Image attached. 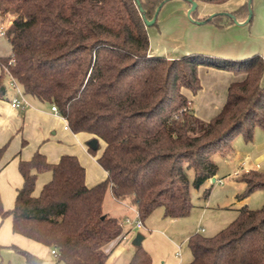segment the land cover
Here are the masks:
<instances>
[{
    "label": "trees",
    "instance_id": "obj_1",
    "mask_svg": "<svg viewBox=\"0 0 264 264\" xmlns=\"http://www.w3.org/2000/svg\"><path fill=\"white\" fill-rule=\"evenodd\" d=\"M167 1L140 3L152 19ZM195 1L199 6L230 0ZM250 1L211 17H198L197 8L192 17L223 27L234 23L227 13L245 20ZM9 14L14 18L5 37L12 52L0 57V99L10 74L25 95L56 105L73 132L104 141L97 161L107 176L92 186L77 155L50 162L36 150L19 160L23 184L12 208H5L0 192V221L10 217L14 233L55 248V263L110 264L107 246L128 231L124 220L103 211L109 186L117 200L130 198L142 220L158 207L165 216L185 217L193 208L191 188L218 172L213 156L231 152L238 135L250 142L255 129L264 128V61L258 53L240 58L152 53L136 0H0V20ZM200 66L244 75L229 84L225 103L209 120L195 114L186 94L202 88ZM5 148L0 146V170ZM97 149L88 147L93 154ZM46 172L51 178L36 193ZM239 180L245 184L239 199L264 189L260 170L246 171ZM13 247L28 264L43 263ZM189 247L192 260L185 264H264V205L257 210L244 205L216 235H192ZM128 264H152V256L141 244Z\"/></svg>",
    "mask_w": 264,
    "mask_h": 264
},
{
    "label": "rangeland",
    "instance_id": "obj_2",
    "mask_svg": "<svg viewBox=\"0 0 264 264\" xmlns=\"http://www.w3.org/2000/svg\"><path fill=\"white\" fill-rule=\"evenodd\" d=\"M178 1L182 0H169L166 2L164 5L165 7L162 8L158 14L156 25L147 26L150 46L153 49H157L162 56L179 57L187 53L191 47L198 46V48L201 47L200 49L204 47L228 52L252 51L251 54L258 53L264 61V0H251L252 22L250 24L237 25L236 23H231L223 27L218 26L216 22H197L199 20L195 18V20H193L188 16V10L183 13L184 19L180 23L179 18L181 11L178 7L180 3ZM238 5L239 4L235 2L227 6L228 8H225L232 10V8L239 7ZM205 9H215L209 13V16L227 12L223 10L222 6L201 3L198 6L197 16L201 17ZM167 13L168 16L166 15ZM7 17L2 19V22L8 21ZM224 19L223 17L221 20ZM0 40L6 41L8 51L10 52L7 38L3 36ZM9 81L10 79L7 78V84H9ZM12 94L13 90L8 88V97L10 99L13 97ZM211 97L212 92L210 91L208 99ZM26 98L31 101L30 96L26 95ZM28 130L29 129L24 131V129L18 127L6 140L0 139L2 146L6 145L3 162L17 160L19 156H25L28 151L32 150L30 152H33V149L39 144H41L40 146L42 149L48 152V158L53 162V160H57V156L54 154L56 149L71 152L70 150H77L74 148L77 147L81 150V144L85 143L86 146H89L91 140V136L86 132L74 134L71 131H65L62 125L61 127H52V129L48 130L45 134V137L42 138L40 143L34 145L26 136ZM232 145V152L225 155L215 154L213 156L219 167L217 179L210 183H204L200 188H191L193 208L189 215L181 218H171L165 216L162 207H158L148 217L143 219L144 227L142 228L138 229L134 221H130L131 223L126 222L124 228L125 231H128V234L117 243H121L125 249H135L133 240L135 236L140 233L145 237L142 246L145 248L146 246L144 245L148 244V246L152 248L156 256V261H176L175 252L177 246L175 243H177V245H181L180 258L182 263L190 262L192 260V251L189 247V239L192 235H200L203 237L214 236L222 229L226 228L238 215V202L240 203L242 200L238 198V195L244 192L245 184L239 180L241 173L237 175L238 178L234 176L235 168H237L243 160L247 159V151H252L251 155L256 160L261 159V155L263 154L262 151L256 150L255 146L247 142L242 135H238L233 140ZM103 147L104 141L100 140L96 153L89 154L91 159L87 156L89 163L85 165L87 169L86 176L89 178L90 182H95L99 178L103 179L105 176L104 169L97 162V157L101 154ZM17 152L20 153L15 156L14 154ZM260 168V171L264 172V165L261 164ZM189 176L190 179L193 180V171H190ZM50 178V172L43 173L39 176L36 193L40 192L42 186L50 180ZM220 180L222 182H220ZM207 189H209L208 192H206ZM243 200H246V204L251 209H260L264 205V189H258L252 192L248 197L243 198ZM103 210L108 212L111 216L118 217L121 220H123L126 213L133 214V220L135 219V213H132L133 211L114 200L110 186L105 194ZM6 220L7 218L1 222V230L3 232V226ZM156 230H162L163 233ZM151 232L155 233V237H150ZM115 243L116 242H113L112 245ZM109 246H107V249ZM149 253L152 256V253ZM49 255V257L52 256L51 254ZM162 256L164 258H160ZM156 261L155 263H158Z\"/></svg>",
    "mask_w": 264,
    "mask_h": 264
},
{
    "label": "crops",
    "instance_id": "obj_3",
    "mask_svg": "<svg viewBox=\"0 0 264 264\" xmlns=\"http://www.w3.org/2000/svg\"><path fill=\"white\" fill-rule=\"evenodd\" d=\"M246 1L247 0H236V1L230 0L224 4H220L219 6H222L223 10L232 11V10H235L236 8H234V9L232 8V10H231V9H227L228 8L227 6H230V4H234L235 2H237V4H239L238 6H241ZM178 2H180L178 4V7L181 11V15L179 18L180 23H181L184 19L183 13L187 12V10L190 8V4L186 0H182V1H178ZM199 4H201V3H199ZM164 5L162 6V8L165 7ZM215 5H217V4H215ZM225 7H227V8H225ZM214 10L215 9H211V10L205 9L203 14L201 15V17L209 15V13H211ZM166 15L168 16V13ZM13 18H14V15L9 14L7 17L8 21L3 22V24L5 25L6 28L11 25ZM239 21L243 22L244 20H239ZM1 37H3V36L0 35V38ZM7 42H8V40H7ZM8 45H9L10 52L8 51L6 41L0 40V57L9 55V53L12 52L11 45L9 42H8ZM196 47L198 48V46L191 47L190 50L187 51V53L188 52H200V53H206V54L215 55V56H219V57L240 58V57H244V55L248 56L252 52V51L228 52L225 50H215V49L204 48V47H202V49H200L201 47H199L198 48L199 50H198ZM150 51L152 53H159L160 54V52L157 49H153V48H151V46H150ZM244 53H246V54H244ZM171 55H173V54H171ZM172 57H174V56H172ZM172 57L170 56L168 58H172ZM0 69H1V66H0ZM199 75H200V79L202 82V88L196 94H192L190 91H187L186 94L190 99V107H192L194 109L195 114L203 120H209L221 110L223 104L225 103L229 84L233 81L241 80L242 78H244V75H241V74L238 75V74H235L231 71L212 68V67H206V66H200L199 67ZM207 87H209V88H207ZM210 91L212 92V97L210 99H208V94L210 93ZM12 95L13 96L15 95L14 90H13ZM206 95H207V98H206ZM30 99H31V101L28 100L30 105L24 109H16V108L12 107V105L10 103L11 99L8 97V92L4 98L0 99V139L6 140L7 137L11 133H13V131H15L16 128H18V127L24 129V131L29 129L28 134H26V136L32 141V143H34V145L39 144L40 141L42 140V138L45 137V134L48 132V130L52 129V127H54V126L55 127L56 126L61 127L63 125V129L65 131L73 132L71 129L65 128V125L67 123L66 119L64 117H62L61 115L55 114L51 110L50 104L45 103V102H41L32 96H30ZM73 133L76 134L75 132H73ZM91 138H92V136H91ZM1 143L2 142L0 140V146H2ZM249 143L252 144L253 146H255L256 150H259L260 152L262 151L263 154L261 155V159L256 160L254 157H252V155H251L252 151L249 150V151H247V154H248L247 159L243 160L238 165V167L235 168V170H234L235 172L240 170V173L242 174L248 170H260L261 164L264 165V128H262V127L256 128L255 132H254V138ZM40 145L41 144H39L37 147H35L33 149V152H30V151H32V150H30L27 152V154L25 156H22V157L19 156L17 158V160L15 159L12 161L9 160L7 162H3V158H2V162H1L2 168L0 170V192L2 195V200H3V204H4L5 208L10 209L14 206L15 198H16V194H17V189L20 188L23 184V178H22V175L20 174V171L18 168L19 160L20 159H25V160L30 159L36 150H40L41 152H43L47 156V159L49 160L48 152L45 151L44 149H42ZM81 147H82L81 148L82 151L79 150L77 147H74L77 150L72 148L73 150H70L71 152L56 149V152H54V154H56L57 160H53V162H57L59 160V158L61 157V155L69 153V154L77 155L80 162L85 166L86 163L87 164L89 163L88 159H87V156L90 158V156H89L90 152L88 151L89 146H86L85 143H83V144H81ZM29 148H31V147H29ZM83 150H84V152H83ZM251 150H253V149H251ZM19 153L20 152H17L14 155L15 156L19 155ZM49 153H51V152H49ZM50 162H52V161H50ZM85 168H86V166H85ZM86 174H87V169H86ZM106 176H107V172L105 171V176L103 177V179H105ZM214 178H215V180L217 179V174ZM236 178H238V176H236ZM99 179L103 180L102 178H99ZM99 179L95 182H90L89 178L86 176V182L90 186L96 184V182L101 181ZM211 181H213L212 178L210 180H208L207 182L210 183ZM111 193H112V189H111ZM112 196H113V193H112ZM113 198H114V200H116V202L120 203L121 205L127 206L131 211H133L132 213H135L134 210L136 209V206L131 204L130 198H127L123 201L117 200L114 196H113ZM246 203H247L246 200H243V199L241 200L240 203L238 202L239 206H238L237 212L241 207H243L244 205H247ZM104 213L109 214L108 212H105V211H104ZM132 215L126 213L123 217V220H125L127 217H129L131 222H133L134 220H133ZM134 218H135V215H134ZM131 222H129V223H131ZM1 227H2V223L0 221V264H28L26 262L25 258L21 254L16 252L13 245H17L21 248H24V249L38 255L39 257H41L43 259L42 264H65L64 262L55 263V258L52 255V248L51 247L43 245L42 243H39V242L34 241L32 239H29L23 235L14 233L12 230V220L10 217H8L6 222L4 223V226H3L4 232L1 230ZM156 231L163 233L162 230H156ZM150 237H152V238L155 237V233L151 232ZM144 239H145V237H144ZM175 244L177 246V248H176L177 250L175 252L176 261H168V262L167 261H156V256H155L152 248L150 246H148V244L144 245V246H146L145 249H147L148 252L152 253V264H183L181 261V258H180V256H181V245H177V243H175ZM108 250H112L110 257H109V263L110 264H128L129 261L131 260V258L133 257L134 252H135L134 248L133 249H130V248L125 249V247L121 243H115L114 245H112V243H111ZM49 251H50V253H49ZM49 254H51L52 256L49 257L50 256ZM160 258H164V257L162 256ZM155 261L158 263H155Z\"/></svg>",
    "mask_w": 264,
    "mask_h": 264
},
{
    "label": "built area",
    "instance_id": "obj_4",
    "mask_svg": "<svg viewBox=\"0 0 264 264\" xmlns=\"http://www.w3.org/2000/svg\"><path fill=\"white\" fill-rule=\"evenodd\" d=\"M6 29L7 28L5 27V25L3 24V22L0 20V35L1 36H5ZM8 74H9V72H8ZM9 77H10L9 78L10 81H9V84H8V88H10V89H12V90L15 91V95L12 97V99L10 101L12 107H14L16 109H24V108H26L27 106L30 105V103H29L28 99L26 98V95L23 92L22 87L17 82V80L14 77H12L10 74H9ZM51 110L55 114L60 115L59 110H58V107L56 105H52L51 106ZM65 128L66 129H70L68 123H66ZM239 174H240V170L236 171L234 175L237 176ZM220 182H222V181L220 180ZM134 212H135V219H134L135 226L138 227V228L144 227V223H143V220L140 217V213H139L138 209L136 208L134 210ZM124 221L129 223L131 220H130L129 217H127ZM52 254L53 255H56L57 254V251H56L55 248L52 249Z\"/></svg>",
    "mask_w": 264,
    "mask_h": 264
},
{
    "label": "water",
    "instance_id": "obj_5",
    "mask_svg": "<svg viewBox=\"0 0 264 264\" xmlns=\"http://www.w3.org/2000/svg\"><path fill=\"white\" fill-rule=\"evenodd\" d=\"M136 1H137L138 4H139V9H140V11L143 13L144 20H145L146 24H147L148 26L154 25V23H155L156 20H157V17H158V14H159V12H160V9H161V6H162V5H160V6L156 9V13H155L154 17H153L152 19H148V18L145 16V11H144L143 7L141 6L140 0H136ZM187 1L191 4L190 8L188 9V16H189L191 19L195 20V19L192 17V13L198 8V2L195 1V0H187ZM250 3H251V1H250ZM227 14H229V15L232 17V19L234 20V23H236V24H238V25H244V24H247L248 21L250 20V18L252 17L251 4H250V7H249V15H248V17H247L243 22L239 21V20H238L235 16H233L232 14H230V13H227ZM214 15H215V14H214ZM214 15H212V16H214ZM210 17H211V16H210ZM197 22H200V21H197ZM98 144H99V140H98V139H92V140H90V142H89V145H91V146H93V147L98 146ZM212 179H213V181L215 180L214 177H213ZM143 239H144V236H143L142 234L139 233V234H137V235L135 236V238H134V240H133V244H134L135 246L141 245Z\"/></svg>",
    "mask_w": 264,
    "mask_h": 264
}]
</instances>
